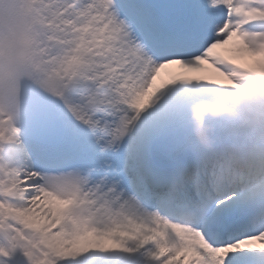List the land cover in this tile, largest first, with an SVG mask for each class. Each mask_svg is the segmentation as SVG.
Returning a JSON list of instances; mask_svg holds the SVG:
<instances>
[{
	"label": "snow or ice",
	"instance_id": "snow-or-ice-1",
	"mask_svg": "<svg viewBox=\"0 0 264 264\" xmlns=\"http://www.w3.org/2000/svg\"><path fill=\"white\" fill-rule=\"evenodd\" d=\"M0 264H264V0H0Z\"/></svg>",
	"mask_w": 264,
	"mask_h": 264
},
{
	"label": "rangeland",
	"instance_id": "rangeland-1",
	"mask_svg": "<svg viewBox=\"0 0 264 264\" xmlns=\"http://www.w3.org/2000/svg\"><path fill=\"white\" fill-rule=\"evenodd\" d=\"M224 95L228 96V93H225ZM209 105H211L213 108H217L218 105H219V95H217L216 97H214L213 100H212V102ZM220 107H222L223 109H225V114L224 115H228L229 114V112H230V105L223 104ZM207 111L210 112V113H212V114H214V115L218 114L217 112H213L211 110H207ZM194 116H195V114H194ZM199 119H200V122L202 123V127H203L204 122H205L203 115H201L199 117Z\"/></svg>",
	"mask_w": 264,
	"mask_h": 264
},
{
	"label": "clouds",
	"instance_id": "clouds-1",
	"mask_svg": "<svg viewBox=\"0 0 264 264\" xmlns=\"http://www.w3.org/2000/svg\"><path fill=\"white\" fill-rule=\"evenodd\" d=\"M204 108L207 109V110H211L213 112H217V111H221L222 110V107L221 108H213L211 105H205Z\"/></svg>",
	"mask_w": 264,
	"mask_h": 264
},
{
	"label": "bare ground",
	"instance_id": "bare-ground-1",
	"mask_svg": "<svg viewBox=\"0 0 264 264\" xmlns=\"http://www.w3.org/2000/svg\"><path fill=\"white\" fill-rule=\"evenodd\" d=\"M235 95H236V96L243 97V93H241V92H235Z\"/></svg>",
	"mask_w": 264,
	"mask_h": 264
}]
</instances>
